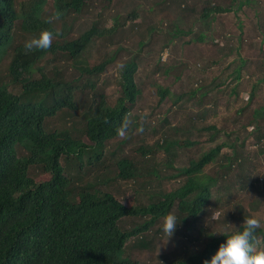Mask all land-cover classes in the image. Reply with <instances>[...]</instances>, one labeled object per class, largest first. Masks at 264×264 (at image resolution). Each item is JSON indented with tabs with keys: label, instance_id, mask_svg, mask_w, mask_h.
I'll use <instances>...</instances> for the list:
<instances>
[{
	"label": "trees",
	"instance_id": "16d2710c",
	"mask_svg": "<svg viewBox=\"0 0 264 264\" xmlns=\"http://www.w3.org/2000/svg\"><path fill=\"white\" fill-rule=\"evenodd\" d=\"M95 1L24 0L16 4L14 0H0V64L2 58L10 54L0 76V264H142L127 253V243L131 239V248L146 250L149 248L146 235L151 232L158 219H163L170 213L174 205L179 215L177 222L185 225L187 221L198 219L212 202H217L210 192L211 186L217 183V177H205L203 170L212 165L219 154H225V161L219 166L220 171L222 170L219 177L224 178L225 171L230 170L233 164L236 152L244 156L248 151L247 147L243 151L244 144L251 140V147H258V153L264 151L260 143L264 135V128L261 126L264 105L247 110L257 86L264 81L263 75L261 80L249 87L251 90L247 101L241 102L232 115L222 117V123L226 126L223 130L225 135L238 133V123L241 124V129L251 126L247 131L248 142L247 139L239 142V136L235 135L232 140L215 143L213 139L221 130L215 124H209L201 130L208 133L207 141L215 143L210 151L190 154L185 167L173 166L179 151L205 142L201 139L191 140L188 127L194 122H202L206 112L200 113V121L188 118L183 122H173L176 111L181 108L178 103L183 97L188 96L199 101L205 98L210 85L206 84L207 90L202 92L206 81L202 79L188 93L174 94V115L162 119L160 137L152 145H141L135 150L145 159L143 163L149 162L150 156L160 151L165 154L161 163L154 162L143 167L144 164L133 159L121 158L115 165H108L104 157L105 148L111 141L119 138L116 129L122 124L130 132L141 127L142 130L156 131L155 125H131L134 120L130 115L131 108L141 94L136 84L138 67L134 57L121 66L118 84L122 95L113 105H109L103 95L98 98L96 94H91V102L84 113V126L77 135L64 129L49 130L45 126L46 120L57 113L76 109L74 99L78 86L74 82L63 80L59 74L50 76L38 64H56L60 61L67 64L66 67L78 71L80 75L99 76L116 59L119 48L113 51L114 54L110 53L112 57L108 54L102 57L91 56L89 59L85 57L87 48L98 41H103L107 46L112 45L118 30L133 25L140 18L137 6L132 0H127L126 4H122L120 0H98V22L95 20L87 32L67 40L69 19L91 10L90 6H95L96 4H92ZM142 1L147 3L148 14L156 16L161 22H166L168 11L176 8L178 15L187 18L185 33L189 35L196 29L197 21L203 25L210 19V24H213L217 16L233 14L239 21L240 34L236 37L237 42L241 45L247 43L249 47L258 46V59L260 66L264 68V23L256 21L261 25L257 24V38L244 37L247 15L243 14L245 8H251L257 13L258 3L261 6L264 2L218 0L214 3L213 0H199L201 12L194 19L193 14L197 10L189 6L191 0ZM57 10L64 15L54 23H46L47 18ZM119 11H124V15L121 16ZM109 23L111 25L107 26ZM44 29L59 31L62 35L54 39L49 50L26 55L24 43L38 37ZM147 32L149 36L159 33L154 27ZM171 32L174 33L172 38L183 36L182 30L176 27ZM224 38L230 44L234 36L223 35L220 39L225 40ZM203 41V35L200 34L197 42ZM143 45L142 41L139 46ZM164 49L165 47L160 52ZM165 54L167 51L164 50L160 54V61ZM219 63L215 58L209 62L211 66L218 65L216 68L221 71ZM173 64L174 67L164 69L163 74L180 81L186 67L182 64V73L175 74L178 64ZM246 65V61L240 59L238 69L227 76L222 84L228 87L230 83L227 84V81L232 79V75L238 83L241 70ZM206 69L207 72L210 68ZM149 84L157 90L161 100L169 95V91L158 84L155 78ZM8 87L17 88L18 92L14 93ZM87 88L93 89V86ZM234 90L237 89L225 93L231 101H234ZM170 111L171 108L167 113ZM210 111L213 112L211 109ZM229 152L232 153L231 156H228ZM60 160H63V164H60ZM169 168H173L175 173L162 176L167 171L164 170ZM89 176L92 177L90 181ZM181 176L186 179L175 190L162 192L152 186V181H157L159 187L165 180ZM119 180L132 183L131 188L135 189L137 196L133 199H139L137 206L130 200L128 205L123 204L118 197L119 186L110 190V186L117 184ZM140 200L147 203H141ZM126 217L144 219L141 223L123 228L121 221ZM241 226L218 236H209L196 248L189 249L185 262L180 264H203L206 260L210 261L219 245L235 231L241 230ZM187 230L188 227L184 231ZM256 238L258 245L264 247V221L256 231ZM187 249V246L183 248L184 251Z\"/></svg>",
	"mask_w": 264,
	"mask_h": 264
},
{
	"label": "rangeland",
	"instance_id": "374dc122",
	"mask_svg": "<svg viewBox=\"0 0 264 264\" xmlns=\"http://www.w3.org/2000/svg\"><path fill=\"white\" fill-rule=\"evenodd\" d=\"M14 1L16 4H19L24 0ZM97 1L98 0L92 3L96 5L90 6L91 10L88 12H83L80 16H74L69 19V37L66 38L67 40L76 38L78 35L87 32L95 20L98 22L96 17L99 12ZM120 1L122 4H126L127 2V0ZM132 1L137 6L138 14L140 15L139 20L134 22L133 25H127L123 30H118L113 38L112 45L107 46L103 41H98L90 45L86 50L85 57L89 59L91 56L102 57L108 56L110 53L114 54L113 51L119 48V52L115 55L116 59L106 67L101 75L91 77L84 74L80 75L78 71L66 67L67 64L60 61L56 64H52V62H49V64L46 63L45 65L38 64V67L43 68L50 76L59 74L63 77V80L74 82L78 86L74 99L76 109L71 112L66 111L67 113L65 111L57 113L56 116L45 121V126L49 130L64 129L77 135L84 126V113L91 102V94H96L98 98H100V95H103L109 105H113L116 100L121 97L122 94L118 84L121 66L124 62L134 57L138 67L136 84L141 94L133 108H131L130 115L134 119L131 121V125L135 123L140 125H155L156 131L142 130L141 127L136 131H127V134H130L128 137L119 136L118 139L111 141L104 151V157H106L108 165H115V162L121 158L133 159L135 162L137 161L138 163L144 164L143 167L154 162L161 163L165 158V154L162 152H156V154L150 156L151 160L149 162L143 163L142 161L145 159H143L140 154H137L135 150L141 145H152L157 138L160 137L163 124L162 119L166 116L170 118L174 115L175 110L172 105L174 94L179 95L188 93V91L196 88V84H199L196 82L202 79L206 80L205 84L202 86V92L207 90L206 84L210 85V89L205 98L199 101L198 99L189 98L188 96L183 97L182 101L178 103V106L181 108L176 111L177 114L173 122H183L184 119L186 120L188 118L200 121V113L206 112L202 122H194L188 127L191 133L189 135L191 140L201 139V141L205 140V142L203 144H197L190 149L186 148L179 151L178 153L180 154L174 160L173 166L176 168L185 167L187 159L190 158V154L196 155L201 151H210L213 144L219 143L220 141L232 140L235 138V135L239 136V142L247 139V131L250 130L251 126L248 125L245 127L246 129H241V124L238 123L236 126L237 130H239L238 133H234L235 135L230 133L225 135L223 130L226 126L222 123V117L232 115V113L240 107L242 101L240 98L241 95L239 99L235 96L234 101H231L225 93L230 92L232 89H237L238 92L248 93L249 90H251L249 87H251L252 84H256L264 75V68L260 66V60L252 53L247 55V47H249V45L247 43L241 45L236 40V37L240 34L238 29L239 21L235 19L233 14L217 16L213 24H210V19L205 21L203 25H200L197 21L196 29L189 35L185 33V31H187V18L186 16L181 17V15H178L179 11L176 8L168 11L166 22H161L156 16L148 14L146 11V2L142 0ZM199 2V0H191L189 4V6H193L197 10L193 14L194 19H197L201 12L199 9ZM213 2L217 3L218 0H213ZM224 7L226 8L225 4ZM119 13L122 16L125 12L119 11ZM243 14L247 16L248 14L252 15V11L249 10V8H245ZM258 14L260 15V19L263 20L264 4L261 5ZM187 17L189 16L187 15ZM241 18L243 19V17ZM110 25L111 23L107 26ZM152 27L159 32L155 36H149L147 32ZM175 27L182 30L183 36L171 37L174 34L171 30H174ZM57 29L60 30L59 27H57ZM214 31L215 34H213ZM200 34H202L204 38L202 43L197 42V38ZM223 35L229 37L234 36V39L228 44L226 38H224L226 41L220 39ZM244 37H249L247 28ZM252 37L257 36L254 35ZM142 41L144 45L139 46ZM167 42L168 45H166ZM219 46L224 48L220 49ZM163 47H165L164 50L167 51V55H165L164 58L166 56L168 57L165 62L160 61V54L164 51L160 52V50ZM9 57L10 54L2 58L0 76L4 66L9 61ZM110 57H112L111 54ZM214 58L220 61L219 65L222 67L221 71L216 68L218 65L211 66L209 64ZM240 59L245 60L247 63L246 67H244L241 72L247 75L246 77L249 76V80L244 79L241 81L240 77V81L236 84L234 81L235 76L232 75L230 77L232 79H228L227 81V84L230 83V85L225 87L222 82L227 80V76L231 75L235 69H238ZM173 62L178 64L175 74L182 73L181 70L183 65L186 67V72L190 73L186 74V72H184L180 81H176L174 77L164 75L163 70L168 67L173 68ZM227 65L230 67L228 68ZM197 66H200V68L197 69ZM206 68L210 69L206 72ZM152 78H155L158 84L169 91V95H166L162 100L157 90L149 84ZM263 83L257 86L255 96L251 99L247 110L264 105ZM234 84H236V86L230 88ZM90 85L93 86V89L87 88ZM214 86L216 87L213 88ZM9 90L14 93L18 92V89H13V87H10ZM170 108L171 111L167 113ZM210 109L213 111L217 109L218 112H212ZM241 121H243V117ZM128 124L130 125V122H128ZM209 124H215L216 127L221 130L216 138L213 139L215 143L207 141L206 137H208V133L201 130L202 127ZM261 126L263 129L264 118L262 119ZM74 131L78 132L75 133ZM262 132H264V129ZM261 138L262 147H264V135ZM246 141L248 142V139ZM248 144H244L243 151H245L246 147L248 150L244 156L242 153L240 156V152H236L238 158H236L235 155L230 170L225 171L224 178L219 177L222 171H220L219 166L221 163H224L222 161H225L223 156L225 155L224 152L219 154V157L212 165L203 170L205 177H217V183L211 186L210 189L211 195L217 201L216 203L212 202L207 211L199 215L198 219L192 220L191 222L187 221L185 225H180L178 223L173 236L170 237L167 242V237L162 230L163 219H158L151 228V232L146 235V239L149 243L148 249L141 250L137 247L131 248L132 239L127 243V253H129L131 258L142 264H180L185 262L184 260L189 253V249L192 250L196 248L198 244L209 236H218L236 229L243 224L245 218L256 217L260 222L264 221V151L261 154L258 153V147H251L253 144L251 140ZM259 149H261V147ZM18 151L24 153L23 150L18 149ZM228 154H230L228 156L232 155L231 152ZM60 164H63V160H60ZM164 172L162 176L174 174L175 170L169 168L165 169ZM91 178V176L88 177L89 181ZM185 179L184 176H181L173 180H165L159 187L157 181H152V186L154 185L157 191L160 190L162 192L165 190H175L179 185L184 183ZM131 184V182L127 184L119 180L117 184H112L110 186V190L115 186H119L118 197L123 201V204L128 205L130 200L134 201V205L137 206L139 199H133L137 196L134 192L135 189L131 188ZM134 186L135 185H133V187ZM213 198L212 200H214ZM140 202L147 203L144 200H140ZM170 213L174 214L178 220L179 215L176 210V205L173 206ZM214 217L217 218L214 219ZM143 219L144 218L141 217H126L122 219L121 226L123 228H128L137 223H141ZM187 227L188 230L184 231ZM258 244L259 242H257V248L259 250H264V247ZM186 246L188 249L184 251L183 248Z\"/></svg>",
	"mask_w": 264,
	"mask_h": 264
},
{
	"label": "clouds",
	"instance_id": "9594fccd",
	"mask_svg": "<svg viewBox=\"0 0 264 264\" xmlns=\"http://www.w3.org/2000/svg\"><path fill=\"white\" fill-rule=\"evenodd\" d=\"M63 15L64 13L62 11L57 10L47 18L46 23H54ZM60 35H62V33L59 31L42 30L38 37H34L24 43L23 47L25 54L49 50L54 39ZM164 56L162 58L163 61L161 60L162 62H164L167 57L164 58ZM245 79L249 80L248 77H245ZM236 84L238 83L236 82ZM236 84L234 85L236 86ZM230 88H232V86ZM248 95L249 92L243 94L241 102L247 101ZM116 132L117 135L126 137L127 126L122 124L116 129ZM215 218L217 217H214V219ZM178 223L177 217L174 214L169 213L163 217L162 230L167 237L166 242L173 236ZM260 227L261 222L258 218H245L241 230H237L232 235L228 236L225 242L219 245L217 252L211 257L210 261L206 260L203 264H264V250H259L257 248L256 231Z\"/></svg>",
	"mask_w": 264,
	"mask_h": 264
},
{
	"label": "crops",
	"instance_id": "0c3cea01",
	"mask_svg": "<svg viewBox=\"0 0 264 264\" xmlns=\"http://www.w3.org/2000/svg\"><path fill=\"white\" fill-rule=\"evenodd\" d=\"M257 2L258 1H260V3L261 2H264V0H256ZM255 2V1H254ZM256 2V3H257ZM260 8H261V6H260V4L258 3V8H257V10H256V12L257 13H255L254 12V10L253 9H251V8H249V10H251L252 11V15H250V14H248V16H247V19H246V22H245V27H244V33L246 34V28H247V33L249 34V37H251V38H253L252 36H254V35H256L257 37H258V35H259V29H258V27H257V22L256 21H258L259 20V22H263L264 23V19L263 20H261L260 19V15L258 14V11H260ZM235 17V16H234ZM236 19V18H235ZM237 20V19H236ZM259 26H261L260 24H258ZM263 27H264V24L262 25ZM255 32H257V33H255ZM254 34V35H253ZM256 37V38H257ZM255 43V42H254ZM253 43V44H254ZM252 44V45H253ZM258 46H256V47H247V55H250V53H252L253 55H255L256 56V58H258V51H259V48H257ZM249 51V52H248ZM240 76L242 77V81L245 79V77L247 76V75H245L244 73H240ZM249 77V76H248ZM236 92V93H235ZM234 94H235V96H237V98L239 99V97H240V95H241V99H242V96H243V94H245V93H242V92H238L237 90H234ZM235 98V97H234ZM213 112H218V110L217 109H215V111H213Z\"/></svg>",
	"mask_w": 264,
	"mask_h": 264
}]
</instances>
